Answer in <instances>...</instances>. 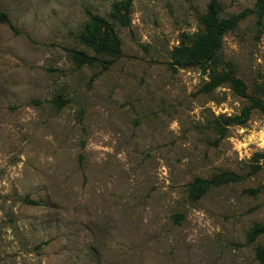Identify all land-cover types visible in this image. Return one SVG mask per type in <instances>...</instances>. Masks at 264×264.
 Returning <instances> with one entry per match:
<instances>
[{"label":"rangeland","instance_id":"374dc122","mask_svg":"<svg viewBox=\"0 0 264 264\" xmlns=\"http://www.w3.org/2000/svg\"><path fill=\"white\" fill-rule=\"evenodd\" d=\"M119 1L0 0V264H263L264 113L228 125L250 103L220 77L264 101V2L219 0L243 17L216 63L183 68L209 0H132L128 27ZM87 10L120 58L80 43Z\"/></svg>","mask_w":264,"mask_h":264},{"label":"trees","instance_id":"16d2710c","mask_svg":"<svg viewBox=\"0 0 264 264\" xmlns=\"http://www.w3.org/2000/svg\"><path fill=\"white\" fill-rule=\"evenodd\" d=\"M260 2L263 3L264 0H260ZM131 5L132 0H121L114 3L110 13L111 20L123 27L130 26ZM221 11L222 7L219 0H209L207 13L202 18L203 30L194 35L186 36L185 42L182 43L179 53L175 57V63L178 66L183 68L204 67L208 63H216L220 59L221 41L224 34L233 30L243 17V15H238L228 19L222 18L220 17ZM87 14L89 19L85 29L77 37L80 43L92 49L98 55H105L114 60L120 58L122 55V43L114 23L110 19L92 14L89 10H87ZM0 20L10 24L8 17L4 13L0 14ZM67 51L74 59L77 67H82L86 64L93 65L101 61L96 55L90 56L85 52L74 49H68ZM114 60L106 62L112 64ZM220 78L221 81L230 83L237 94L246 98L250 103L243 115L227 117L226 123L228 125L244 124L254 109L264 113V101L248 95L246 85L241 79L231 74H224ZM64 102L60 98L54 100L58 108H61ZM262 158L264 159V153ZM262 167H264V163L256 165L252 172L256 174L259 168ZM261 233H264V229L259 226L254 227L250 233L251 240L254 241L255 237ZM256 252L264 264V249L257 248Z\"/></svg>","mask_w":264,"mask_h":264}]
</instances>
